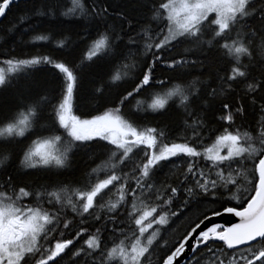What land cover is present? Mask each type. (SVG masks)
I'll list each match as a JSON object with an SVG mask.
<instances>
[{
    "label": "snow or ice",
    "instance_id": "obj_1",
    "mask_svg": "<svg viewBox=\"0 0 264 264\" xmlns=\"http://www.w3.org/2000/svg\"><path fill=\"white\" fill-rule=\"evenodd\" d=\"M23 2L0 28V92L21 101L0 111V264H264V0ZM37 43L59 55L15 54ZM93 64L111 70L82 88ZM173 106L174 127L140 122ZM77 150L99 162L60 179Z\"/></svg>",
    "mask_w": 264,
    "mask_h": 264
},
{
    "label": "trees",
    "instance_id": "obj_2",
    "mask_svg": "<svg viewBox=\"0 0 264 264\" xmlns=\"http://www.w3.org/2000/svg\"><path fill=\"white\" fill-rule=\"evenodd\" d=\"M65 2V0H62V3ZM26 7L25 3L23 1L20 2L19 5H14L11 8V11L8 12L7 16L2 18L0 20V28H3L9 24L10 21H12L20 12V10L24 9ZM42 28L49 30L52 32L54 37H58V35L62 32H68L70 25L68 24H49L45 22L42 25ZM72 39L75 40L76 37L74 34H72ZM12 45H9L11 47ZM86 45L83 43H79L78 46L75 48L74 55L77 59L83 54L85 51ZM183 51L182 46H177L170 55H176L179 52ZM16 55L18 56H23V55H43V54H51V55H59V50H53V47L51 44L47 43H37L35 45H20L16 48ZM99 63V62H97ZM159 69V66H158ZM92 70L94 71V75L99 77V76H104L106 75L110 70L111 66L105 64L103 69H97V66L95 64L91 65L90 68H85L84 74H83V81H82V88H90L91 84H89V79L90 77L87 75L88 72ZM51 69H46V68H38V69H31L28 70L27 73V81L29 82H35L37 87L34 89V91H40L43 89L45 86L46 82L50 79V73ZM174 74L171 72H164L161 70H158L156 72V77L164 79L166 76L171 77ZM23 80H21V83ZM130 81L125 82L120 85V89L127 88L130 86ZM159 91L160 89H155ZM148 91H153V90H148ZM147 93L142 92L140 96L138 97L139 99H143ZM21 103L17 90L15 87L8 88L3 90V92H0V111H7L10 109H15L19 104ZM170 104L172 103L171 101L169 102ZM78 110L82 113L84 109L82 107H79V102H78ZM127 111V108L125 109ZM209 116L211 117V112L209 113ZM254 119V118H253ZM143 124H152V125H162V124H167L170 128L174 127L176 124L179 123V117L176 114V111L174 109V106L169 108L166 113H164L162 116H159L155 119L149 117L145 118L144 120L140 121ZM219 123V122H217ZM87 150H77L75 156L73 157V163L75 165V171L74 173H68L63 177H60V179L64 180H78L81 176V174L89 167V166H94V163L99 162V152H97V159L95 161L91 160L88 158V155L86 154ZM15 164H18V160H13V166L9 168V171L15 172ZM31 178H25L23 182H28V180ZM175 208V206H174ZM175 223H172L168 227V231L164 233L165 238H172L175 236V232L172 231V229H183L186 225V221L184 217L180 218H172ZM155 227V226H154ZM163 255V250H157L154 253V261L157 259L159 256Z\"/></svg>",
    "mask_w": 264,
    "mask_h": 264
},
{
    "label": "water",
    "instance_id": "obj_3",
    "mask_svg": "<svg viewBox=\"0 0 264 264\" xmlns=\"http://www.w3.org/2000/svg\"><path fill=\"white\" fill-rule=\"evenodd\" d=\"M21 1H23V0H21ZM1 19L2 18H0V20ZM212 222L221 223V224H224V225L227 226L230 222H235V218L234 217H228V216L216 217V218H213ZM206 223H209V222H206ZM180 264H183V260L182 259L180 261Z\"/></svg>",
    "mask_w": 264,
    "mask_h": 264
}]
</instances>
